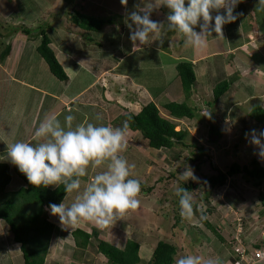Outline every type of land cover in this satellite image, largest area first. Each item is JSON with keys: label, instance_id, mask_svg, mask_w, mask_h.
Instances as JSON below:
<instances>
[{"label": "rangeland", "instance_id": "374dc122", "mask_svg": "<svg viewBox=\"0 0 264 264\" xmlns=\"http://www.w3.org/2000/svg\"><path fill=\"white\" fill-rule=\"evenodd\" d=\"M72 1L83 6L81 11L86 14L112 18L113 24L105 25L99 33L78 29L70 22L67 12L73 6L70 5ZM146 5H155L151 19L164 23V26L147 45L137 42L134 46L129 37L135 25L130 28L131 21L126 20L130 12ZM161 6L162 0H128L127 5L122 4L121 0H0V56L8 45L14 47L13 57L11 47L9 56L4 60L0 58V69L3 71H0V100L8 98L11 100L5 101L6 106L10 107L13 102L17 105L16 110L2 113L3 120L15 116L17 122L18 117L14 113L22 114L29 110L32 118L41 121L39 114L42 106L47 109L52 103L31 87L58 92L61 89L59 85H63L62 88L65 85L50 72L47 63L36 50L40 43L41 28L50 32L57 57L71 74L66 90L75 91L90 82L88 78L72 75V56L76 55L75 50L81 52V48L74 45L88 46L86 51L91 56H86L93 58L89 62L93 72L98 73L107 67L116 74L112 78L107 77L112 92L107 94V100L100 99V102L103 101L100 107L87 108L86 119L82 115L77 125L90 122L121 127L124 122H128V115L138 112L150 101H154L161 114L168 117L162 105L173 100H184L176 62L184 55L192 58L193 55L205 53V49L192 51L190 46H184L183 34L168 31L166 16L169 10L165 8L162 13ZM260 11L258 8L255 13L252 12L255 21L264 19V12ZM23 29H29L31 34H25ZM257 31L261 36L264 34ZM222 33L219 37H222ZM217 46L231 48L229 39L225 41L221 38L207 49L214 50ZM23 48L25 51L19 53ZM245 51L248 57L244 61H251L245 65L250 67L249 73L252 74L248 77L251 81L247 87H237V76L241 70L239 72L236 69L230 55L210 58L206 62L210 64L205 65L203 73L201 65L196 67L199 84L192 94V101H189L195 107V118L175 120L177 130L187 131L186 146L178 145L171 150L151 148L140 132L128 130V146L120 155L128 162L130 178L146 183L145 188L141 187L138 197L140 206L136 210L117 217L101 228L86 220L74 226L62 225L59 217L51 215L49 207L46 208L45 213L56 225V230L45 264H107L106 259L97 253L96 245L89 246L85 251L75 248L69 232L76 227L89 231L96 228L102 231L101 239L118 247H124L129 238L137 241L141 244L143 262L151 258L156 243L165 240L178 247L176 259L186 254H196L205 262L214 259L218 264H236L237 258L231 256L233 246L239 252L248 254L246 256L250 263L242 261L243 264H264V258L253 262L250 259L254 257L255 246L258 245L264 252V208L260 198V194L264 196V184L259 188L254 187L245 181L243 174L229 177L222 187H212L207 182L208 177L218 174V170L226 172L235 162L243 166L257 159L264 166V161L255 154L258 150L245 136L252 129L264 131L261 127H253L249 119V112L254 106H264V36L259 37L255 44L252 43L250 49L245 47ZM82 53L77 55L80 57ZM18 55L19 63L16 61ZM84 62L88 64L87 58ZM6 74L10 76L3 78ZM223 80L231 82L229 91L219 102L209 107L207 102L213 99L215 84ZM98 84L101 85V82ZM94 91L99 93L100 86H95ZM88 93L94 94L91 90ZM97 116L101 119L97 120ZM241 117L246 120L241 122ZM64 118H58L62 125ZM199 147H204L207 154L195 160ZM6 153L0 155V163L12 165ZM186 165L193 169L197 177L196 180H189L196 183L191 193L195 204L191 219L181 217L178 198L174 194L177 187L188 183L180 175ZM103 170H106V164L96 169L90 167L88 175L80 178L81 189L67 194L63 201L65 207H70L90 183L88 180ZM90 172L92 174L89 176ZM23 184L13 174L12 183L7 189L16 190ZM147 187H152V193L144 191ZM205 217L225 237V241L204 224ZM0 264H24L21 246L14 241L4 220H0Z\"/></svg>", "mask_w": 264, "mask_h": 264}, {"label": "clouds", "instance_id": "9594fccd", "mask_svg": "<svg viewBox=\"0 0 264 264\" xmlns=\"http://www.w3.org/2000/svg\"><path fill=\"white\" fill-rule=\"evenodd\" d=\"M243 0H162V7L169 12L166 16L167 30L184 36V46L194 50L207 47L213 32L220 35L224 25L237 19L236 7ZM127 5L128 0H121ZM257 7L264 11V0H258ZM153 7H140L128 14L130 33L134 46L147 45L164 26L151 19ZM223 10V13H221ZM217 14L213 17L212 12ZM201 20L203 23H200ZM214 20V24H213ZM199 25L200 31L194 30ZM101 117L97 116V120ZM64 125L55 116L46 117L36 129L39 142L15 141L7 144L8 161L36 186H64V191L72 193L81 189V179L88 175L89 168H99L106 164V170L97 172L90 183L79 194L70 207L64 202L50 204L53 216H58L62 225H76L82 220L105 227L117 217L140 206L141 182L130 178V168L120 154L127 149L128 124L122 127L96 125L84 122L73 127V115L64 118ZM246 139L258 150L255 154L264 161V131L250 130ZM188 182L196 180L190 166L180 174ZM180 215L191 219L194 214L193 198L185 187H177ZM240 260V259H239ZM175 264H218L214 259L206 262L196 254H186L176 259Z\"/></svg>", "mask_w": 264, "mask_h": 264}, {"label": "trees", "instance_id": "16d2710c", "mask_svg": "<svg viewBox=\"0 0 264 264\" xmlns=\"http://www.w3.org/2000/svg\"><path fill=\"white\" fill-rule=\"evenodd\" d=\"M70 5H73L70 10H67L70 15V22L85 32H102L105 25L114 22L112 18L104 19L82 12L81 9L84 7L77 5L75 1H72ZM161 8L165 10L166 7ZM13 31H18V29ZM23 32L27 35L31 34L29 29H23ZM233 33L234 30L231 28L229 34ZM39 36L41 37L36 48L37 52L47 63L50 72L61 82H67L69 75L53 48V39L50 32L45 28H41ZM11 47V44L8 45L5 51L1 53V60L9 56L12 50ZM175 67L184 100H173L162 105L168 117L161 114L160 108L154 101L144 104L140 111L127 116L128 130L140 132L143 138L148 141L149 147L159 150H171L178 145L186 146L187 131L185 129L177 130L175 120L194 119L196 115L195 107L189 103V101H192V94L197 90L199 84L195 65L189 60H180ZM230 86L231 82L229 80L216 83L213 88V99L208 101L207 105L211 107L219 102L229 91ZM249 119L253 127L257 126L264 129V106L261 104L254 106L249 112ZM243 120H246V118L241 117V122ZM6 149L7 146L0 137V150ZM203 154H207L206 149L199 147V153L196 154L194 159H199ZM13 174L17 175L24 184L18 189L10 191L7 187L12 183ZM239 174H243L245 181L251 183L254 187L259 188L264 184V166L257 159H253L249 165L243 166L235 162L226 172L218 170V174L208 177L207 182L212 187H222L227 183L229 177ZM145 186L146 183L141 182V187L145 188ZM183 187L192 193L196 188V183L188 181ZM144 191L152 193V187H147ZM66 196L67 193L64 191L62 184L58 187H38L31 184L16 166L0 163V220L6 221L14 241L20 244L24 264L46 263V258L51 252L56 225L49 219L45 210L50 204L58 205L62 203ZM260 198L264 208V196L260 194ZM193 207H195L194 202ZM203 222L221 240H226L206 217ZM69 234L77 250L85 251L89 246L96 245L97 253L106 259L107 264H175L178 254V247L175 243L159 240L153 248L151 258L143 262L141 244L133 239H127L124 247H118L105 239H101L102 231L96 228L89 231L82 227H76ZM254 248V251L260 250L258 245ZM231 250L233 259H241V252L233 246Z\"/></svg>", "mask_w": 264, "mask_h": 264}, {"label": "crops", "instance_id": "0c3cea01", "mask_svg": "<svg viewBox=\"0 0 264 264\" xmlns=\"http://www.w3.org/2000/svg\"><path fill=\"white\" fill-rule=\"evenodd\" d=\"M244 5H246L247 7L244 8ZM257 5H258V0H249L247 2H244L243 0V2L240 3L234 11V15L237 16V19L232 23H228L224 25L223 30H222L223 32L222 37H219V35H214L215 32H213V37L210 36L208 38L207 47L204 48L205 53H199L197 55H193L192 58L191 56L184 55V56H181L180 57L181 59H179L178 61L189 60L195 65V69L198 65L199 66L201 65L200 67H203V68H200V69H201V72L203 73L205 65L210 64V63H206L209 61L210 58L221 57L225 54L230 55L233 57V63L234 65H236V69L239 72L241 70V73L239 74V76H237L236 83L239 81V84L237 85V87L238 88L247 87V85H249L248 82L251 81V79H249L248 77L251 76L252 74L249 73L250 67L245 64L251 63V61L249 62L244 61L248 57L247 56L248 52L247 51L243 52V50L245 49V47H247V49H250V46L252 45V43L255 44L259 37L264 36V34H262L261 36V34L258 33L257 31V30H260L262 33L264 32V19L261 18V20L258 22V21H255V19L252 18L253 16L250 15L252 14V12L255 13V9H258ZM161 7H160V12L163 13L164 10ZM260 12H264V11H260ZM221 13H223V10H221ZM216 14L217 13L215 11L211 13L213 17ZM248 18L249 20H247ZM200 23H203V21L201 20ZM213 24H214V20H213ZM231 28H233L234 30V33L232 35L229 34V30H231ZM195 30L197 32L200 31L199 25L195 26ZM221 38H223L225 41L229 39V45H231V48L223 49L217 46L216 49L208 51L207 48L209 47V45ZM75 47L81 48L79 49L81 52H79L78 50H75L76 55L72 56L73 63L70 65V69L72 70V75H74V77L82 76L84 78H88L90 82L79 86L75 91H71V90L69 91V89L66 90L65 89L66 84L67 85L70 84V81H71V74L66 68L65 70L67 74L69 75V80L67 82H64L65 85L63 88H62L63 85H59L61 86V89L58 92H54V90L49 91L48 89L43 88V87L39 88L37 86H32L31 88L33 90L42 94L41 97H46L47 100L50 99L49 101H51L52 103L51 106L47 109L44 106H42L41 114H39L41 121L44 120L46 117H50V116H55L56 118H60V117H63V116L65 117L71 114L74 117V120L72 123H73V127H75L77 125L76 122H78V120L82 118V115H84L85 116L84 119H86L87 108L90 109L92 107H97V106L100 107V105H102V102H103V101L100 102V99L102 100L104 99L106 101L107 94L112 93L110 90V82H108L107 77L112 78V76H115L116 74L114 73V70L105 67L102 69V71L98 69L100 70V72L98 73L93 72V70L89 68V65H90L89 62H91L93 58L91 57L89 58L86 56V54H90V52L87 53L86 51L88 49L84 47L83 45H77ZM12 49L13 51L11 52V55L13 57L14 47H12ZM89 50H91V48H89ZM193 50L194 49L192 48V51ZM22 51H25L24 48L20 50L19 53ZM80 53L82 54L79 57L77 54H80ZM89 56H91V54ZM86 58L88 60V64L84 62ZM16 61L18 63L20 62V55L17 56ZM174 63L175 62L173 61V64ZM0 71L2 70L0 69ZM6 76L8 77L10 75L6 74L5 76H3V78H5ZM11 80H13L12 76H11ZM98 82H101V85L100 84L97 85ZM95 86L96 87L100 86V91H99L100 94L95 93L94 91ZM90 90L91 92L93 91L94 94L89 95L88 92ZM10 100L11 99H8V98H2L0 100V137L4 140V143L6 144V146L7 144L10 145L11 143L15 141H26L29 143L39 142L40 138H37L35 136V132L41 121L40 119L35 120L34 118H32V115H30L29 110H25L22 114H18L17 112L14 113L18 117L17 122H15V116L8 117L7 121L3 120L2 113L6 112L7 110L8 112H12L13 110H16L17 108L16 107L17 105L14 104V102L12 103L10 107L6 106L5 101H10ZM108 102H111V101H108ZM64 122L65 120L63 121V125H64ZM6 152H7V149L3 152H0V155L2 156ZM5 156L8 159L7 155ZM91 174L92 173L90 172L89 176Z\"/></svg>", "mask_w": 264, "mask_h": 264}, {"label": "built area", "instance_id": "2783aa9c", "mask_svg": "<svg viewBox=\"0 0 264 264\" xmlns=\"http://www.w3.org/2000/svg\"><path fill=\"white\" fill-rule=\"evenodd\" d=\"M237 250H238V249H237ZM241 253H242V254H241V259L235 261L236 264H243L242 261H248V262H249V260H248V258H247V256H246V254H244V252H241ZM263 258H264V252H262L261 250H260V251L257 250V251H255V253H254V257H253V258H250V259H252V262H253V261L261 260V259H263ZM249 263H250V262H249Z\"/></svg>", "mask_w": 264, "mask_h": 264}]
</instances>
